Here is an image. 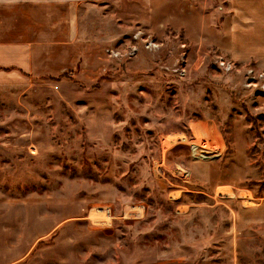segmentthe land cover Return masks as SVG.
<instances>
[{
	"label": "rangeland",
	"instance_id": "obj_1",
	"mask_svg": "<svg viewBox=\"0 0 264 264\" xmlns=\"http://www.w3.org/2000/svg\"><path fill=\"white\" fill-rule=\"evenodd\" d=\"M235 1L85 4L61 71L0 84V264H264V54L226 41Z\"/></svg>",
	"mask_w": 264,
	"mask_h": 264
},
{
	"label": "crops",
	"instance_id": "obj_2",
	"mask_svg": "<svg viewBox=\"0 0 264 264\" xmlns=\"http://www.w3.org/2000/svg\"><path fill=\"white\" fill-rule=\"evenodd\" d=\"M98 1L0 0V84L53 73L52 65L61 71L62 59L83 38V6ZM231 8L230 47L242 56L264 54V0H237Z\"/></svg>",
	"mask_w": 264,
	"mask_h": 264
},
{
	"label": "built area",
	"instance_id": "obj_3",
	"mask_svg": "<svg viewBox=\"0 0 264 264\" xmlns=\"http://www.w3.org/2000/svg\"><path fill=\"white\" fill-rule=\"evenodd\" d=\"M216 63H217V65L220 67V68H222L223 70H225V71H230V70H232V69H234V66H233V64L230 62V61H228V60H225V58L224 57H222V56H219L218 58H216ZM246 72L249 74V78H250V82H251V84L252 83H255L256 82V80H255V76H253L251 73H252V70L251 69H247L246 70ZM260 76H262V75H260L259 74V77ZM258 79V78H257ZM195 148H197L199 151H202L203 149H204V145L202 144V143H194V145H193ZM202 153V152H201Z\"/></svg>",
	"mask_w": 264,
	"mask_h": 264
},
{
	"label": "bare ground",
	"instance_id": "obj_4",
	"mask_svg": "<svg viewBox=\"0 0 264 264\" xmlns=\"http://www.w3.org/2000/svg\"><path fill=\"white\" fill-rule=\"evenodd\" d=\"M97 208V207H96ZM98 209V208H97ZM99 210H102V209H99ZM101 213V212H100ZM105 214V213H104ZM97 215H98V213H97ZM90 217H93V216H91V214H90ZM96 219V218H95ZM92 221V220H91Z\"/></svg>",
	"mask_w": 264,
	"mask_h": 264
}]
</instances>
